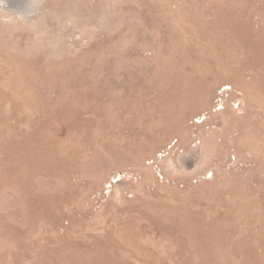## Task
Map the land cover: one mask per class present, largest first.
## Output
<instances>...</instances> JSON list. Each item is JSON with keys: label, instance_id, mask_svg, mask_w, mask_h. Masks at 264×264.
<instances>
[{"label": "rangeland", "instance_id": "374dc122", "mask_svg": "<svg viewBox=\"0 0 264 264\" xmlns=\"http://www.w3.org/2000/svg\"><path fill=\"white\" fill-rule=\"evenodd\" d=\"M0 264H264V0H0Z\"/></svg>", "mask_w": 264, "mask_h": 264}]
</instances>
